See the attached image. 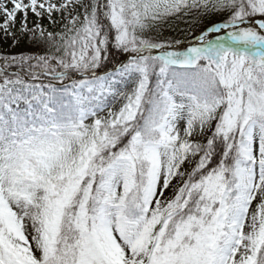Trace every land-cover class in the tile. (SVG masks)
I'll list each match as a JSON object with an SVG mask.
<instances>
[{
    "label": "snow or ice",
    "instance_id": "6c2138e0",
    "mask_svg": "<svg viewBox=\"0 0 264 264\" xmlns=\"http://www.w3.org/2000/svg\"><path fill=\"white\" fill-rule=\"evenodd\" d=\"M0 46V264H264V0H0Z\"/></svg>",
    "mask_w": 264,
    "mask_h": 264
},
{
    "label": "rangeland",
    "instance_id": "374dc122",
    "mask_svg": "<svg viewBox=\"0 0 264 264\" xmlns=\"http://www.w3.org/2000/svg\"><path fill=\"white\" fill-rule=\"evenodd\" d=\"M0 47H2V46H0ZM19 50H25L26 51L25 46H22L21 49H12V51H19Z\"/></svg>",
    "mask_w": 264,
    "mask_h": 264
},
{
    "label": "trees",
    "instance_id": "16d2710c",
    "mask_svg": "<svg viewBox=\"0 0 264 264\" xmlns=\"http://www.w3.org/2000/svg\"><path fill=\"white\" fill-rule=\"evenodd\" d=\"M25 49L27 50V46H25Z\"/></svg>",
    "mask_w": 264,
    "mask_h": 264
}]
</instances>
